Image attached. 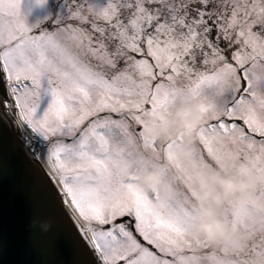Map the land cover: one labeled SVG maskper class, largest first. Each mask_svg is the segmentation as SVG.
Masks as SVG:
<instances>
[{
    "label": "snow or ice",
    "instance_id": "6c2138e0",
    "mask_svg": "<svg viewBox=\"0 0 264 264\" xmlns=\"http://www.w3.org/2000/svg\"><path fill=\"white\" fill-rule=\"evenodd\" d=\"M21 3L0 0V111L30 205L62 224L39 228L49 264H214L191 231L195 171L264 174V0H65L47 27ZM185 99L207 116L196 138L149 135ZM5 150L0 135V179ZM148 154L167 198L138 187ZM258 237L238 254L264 250Z\"/></svg>",
    "mask_w": 264,
    "mask_h": 264
},
{
    "label": "clouds",
    "instance_id": "9594fccd",
    "mask_svg": "<svg viewBox=\"0 0 264 264\" xmlns=\"http://www.w3.org/2000/svg\"><path fill=\"white\" fill-rule=\"evenodd\" d=\"M207 119L197 104L185 99L179 103L170 119L152 129L154 138H183L185 144L196 138V133ZM154 154L141 159L144 167L138 187L142 191L158 190L167 198L171 185L166 179L162 166H155ZM195 190L203 206L199 209V219L191 231L206 241L210 249L217 253L214 264H264V250L250 251L247 258L238 253L246 245L259 242L258 230L264 228V174L252 170L241 173L230 166L201 168L195 171ZM231 206L235 218L246 228L233 227L224 217L225 208ZM253 222L256 228L252 227ZM180 264H188L185 255Z\"/></svg>",
    "mask_w": 264,
    "mask_h": 264
},
{
    "label": "water",
    "instance_id": "95a60500",
    "mask_svg": "<svg viewBox=\"0 0 264 264\" xmlns=\"http://www.w3.org/2000/svg\"><path fill=\"white\" fill-rule=\"evenodd\" d=\"M0 117V135H4L6 141L0 179V264H49L50 258L44 250L45 237L40 235L39 228H50L55 235L62 224L54 207L30 205L20 184L17 166L20 157L7 148V142L16 137L12 117L3 115L2 111ZM23 147L27 152V147ZM28 157L31 159V153ZM32 164L40 167L34 160Z\"/></svg>",
    "mask_w": 264,
    "mask_h": 264
},
{
    "label": "rangeland",
    "instance_id": "374dc122",
    "mask_svg": "<svg viewBox=\"0 0 264 264\" xmlns=\"http://www.w3.org/2000/svg\"><path fill=\"white\" fill-rule=\"evenodd\" d=\"M67 11L65 0H46L38 4L36 0H22L21 12L26 15L29 24L46 21L45 17H55Z\"/></svg>",
    "mask_w": 264,
    "mask_h": 264
},
{
    "label": "trees",
    "instance_id": "16d2710c",
    "mask_svg": "<svg viewBox=\"0 0 264 264\" xmlns=\"http://www.w3.org/2000/svg\"><path fill=\"white\" fill-rule=\"evenodd\" d=\"M41 26H43V27L49 26V21L46 20V21L41 22Z\"/></svg>",
    "mask_w": 264,
    "mask_h": 264
}]
</instances>
